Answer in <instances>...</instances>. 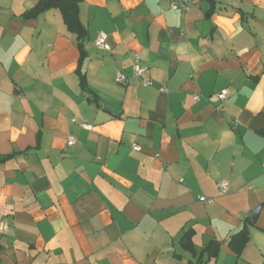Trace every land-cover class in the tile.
<instances>
[{
	"label": "crops",
	"instance_id": "obj_1",
	"mask_svg": "<svg viewBox=\"0 0 264 264\" xmlns=\"http://www.w3.org/2000/svg\"><path fill=\"white\" fill-rule=\"evenodd\" d=\"M41 1L0 0V264H264V0H82L81 73Z\"/></svg>",
	"mask_w": 264,
	"mask_h": 264
},
{
	"label": "built area",
	"instance_id": "obj_2",
	"mask_svg": "<svg viewBox=\"0 0 264 264\" xmlns=\"http://www.w3.org/2000/svg\"><path fill=\"white\" fill-rule=\"evenodd\" d=\"M170 8L176 11L187 13L192 7V0H169ZM109 35L101 31L99 32L95 44L100 48H109L108 43ZM149 68L144 65L141 61V56L139 54H135L134 63L131 68V74L128 75L125 72L119 71L115 76V81L119 84H129L131 80H134L135 85L137 86H152L153 80L145 77L148 73ZM167 89L165 87L160 88V91L165 92ZM227 89H223L218 93V97L223 100L227 96ZM195 100H200V95H195ZM75 121V119H72ZM81 126L86 129H91L92 126L88 123H81ZM77 142L76 138L70 136L68 139V144L73 145ZM135 149H140V146L135 144L133 146ZM229 182L227 180H222L217 183V188L221 191H226L228 188ZM199 200L205 203H211L214 201V198L206 197L204 195L199 196ZM3 231H7L10 227L9 222L7 220L3 221ZM158 264V263H157Z\"/></svg>",
	"mask_w": 264,
	"mask_h": 264
},
{
	"label": "trees",
	"instance_id": "obj_3",
	"mask_svg": "<svg viewBox=\"0 0 264 264\" xmlns=\"http://www.w3.org/2000/svg\"><path fill=\"white\" fill-rule=\"evenodd\" d=\"M82 0H42L39 5L32 10L29 14L37 15L38 13L48 9V8H58L63 15L64 21L68 29L76 34L78 38V46L81 50L80 60H79V72L84 60V46L83 40L87 36V29L83 25L79 17V4ZM248 238V231L246 228L235 234L230 241L231 246L240 253L242 246L246 243ZM182 246L186 249L196 252L193 241L192 232L188 231L182 238ZM214 243V242H213ZM209 243L203 250L202 253L208 252L209 256L212 257L211 248L212 244Z\"/></svg>",
	"mask_w": 264,
	"mask_h": 264
},
{
	"label": "water",
	"instance_id": "obj_4",
	"mask_svg": "<svg viewBox=\"0 0 264 264\" xmlns=\"http://www.w3.org/2000/svg\"><path fill=\"white\" fill-rule=\"evenodd\" d=\"M263 205L260 204L259 206H257L254 210H252L250 212V216H251V219L253 220V222L257 221L258 217H259V214H260V211L262 209Z\"/></svg>",
	"mask_w": 264,
	"mask_h": 264
}]
</instances>
